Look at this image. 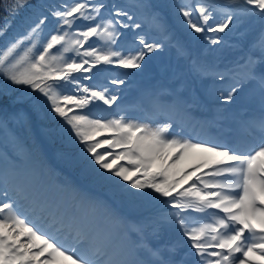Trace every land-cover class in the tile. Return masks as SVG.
<instances>
[{"label": "snow or ice", "instance_id": "snow-or-ice-1", "mask_svg": "<svg viewBox=\"0 0 264 264\" xmlns=\"http://www.w3.org/2000/svg\"><path fill=\"white\" fill-rule=\"evenodd\" d=\"M0 5L7 13L0 36L22 11L31 9L21 20L26 31L0 49V76L6 81L0 88V103L5 97L11 99L12 85L30 89L36 94L31 97L33 109L39 112L46 107L61 119L69 138L78 142L95 182L129 203L150 196L145 190H151L165 198L159 202L166 206L163 213L130 220L107 200L84 195L89 208L101 211L119 227L122 239L117 244L111 233L93 236L75 221L66 223L30 200L22 186L10 189L0 178V264H189L185 257L192 258L190 264H264V67L257 71V65L264 66V0H225L221 5L195 0L174 5L189 34L193 38L204 34L212 45L220 44L222 37L208 33L230 31L234 21L255 18L260 25L236 69L214 73L221 81L231 80L219 94L224 103L232 102L245 86L260 97V116L244 122L254 134L252 139L235 145L194 141L179 125L173 132V122L151 127L123 115L107 119L83 111L95 102L111 108L119 99L106 85L82 83L93 79V69L99 65L135 70L146 56L165 46L186 53L164 18L152 12L145 0H58L36 5L30 0H0ZM137 10H148L143 19L158 33L156 38L149 40L137 31L143 28ZM217 15H222L219 22ZM49 23L55 30L45 40ZM125 29L133 34L127 50L118 44ZM93 37L101 43L93 46L89 43ZM193 68L201 74L208 71L195 62ZM110 84L119 87L125 80L116 77ZM22 116L10 117L0 107V127L9 118ZM188 156L198 160L191 172L173 171ZM193 212L211 222L189 227L187 215ZM169 229L178 230L187 240L188 251L180 259L178 245L151 243Z\"/></svg>", "mask_w": 264, "mask_h": 264}, {"label": "rangeland", "instance_id": "rangeland-1", "mask_svg": "<svg viewBox=\"0 0 264 264\" xmlns=\"http://www.w3.org/2000/svg\"><path fill=\"white\" fill-rule=\"evenodd\" d=\"M185 2L190 3L189 0L188 1L184 0L182 3H185ZM254 19L255 18H253L252 21H244L242 23H239L233 26V28L235 29L233 31L236 32L235 36H240V37H237V40H236L237 44L238 42H243L241 40H244V41L249 40L248 38H243L244 37L243 34H246V37H248L254 31L253 30L254 25H255ZM216 20L217 22L221 21L222 15H217ZM164 21L168 25V22H169L168 18L164 17ZM176 26L179 27L180 31L185 35V38L191 40L195 44L196 51L194 52V57H195V60H198L197 52L202 51L205 45V41L203 39L204 34H195V38H193L189 34V30L186 27L183 28L179 24H177ZM148 27H149L148 23L144 21V24H143L144 31H147ZM150 33L154 35L155 38L158 36V33L153 29ZM145 34H146V38L148 39L150 34H148L147 32H145ZM212 34L221 36V33H212ZM173 35L176 41H178L181 45H184L183 39L178 35V33H177V37L175 33H173ZM225 40H231V39L225 37ZM176 53L177 51L175 50V47L165 46L164 48L157 50L153 53H150L148 56H146L145 60L142 62V66L140 69H135V70L126 69L127 72L125 73H127V75L121 74V77L129 76L127 79L124 78L125 81L127 80V84L121 85L119 87H116V86L111 87L115 91H122V95L120 96V103H135V102L139 103L141 101L143 104L150 106L151 104L149 100L146 98V94H150L153 96V92L155 91L154 92L155 95L162 96L160 88L163 82L167 83V85L171 86L173 89H176L179 94L184 95L189 90L187 86L183 85V78L186 75V69L184 66V57L177 56ZM112 77L120 78V74H118L117 76H112ZM195 79L199 80L198 76H196ZM201 82L202 81L199 82V89H202L200 85ZM125 85H128V88H125ZM109 113L112 114L113 110H111V112ZM108 114L106 113L102 115V117L107 118ZM121 114L123 116H126L129 119H135L141 123L149 124L151 127H157V126L162 125L159 123L150 122L147 119V117L144 115L142 106L133 107L128 110H120L119 115ZM90 115L92 117H96L93 114H90ZM99 117H101V115H99ZM108 119H111V118H108ZM38 130L40 133L42 132L40 128H38ZM5 146L8 150L12 151L11 146L9 144ZM36 154L42 155V151L39 150L36 152ZM0 155H1L0 156V178H2L6 182L7 186L10 189H15L17 188L16 186H19V187L22 186L27 191V194L29 197L34 198L39 203L43 202L44 205L46 204V209L47 207H49L51 210L55 211L57 214L61 216L64 214L65 218H68L71 215V212L73 211V209L78 211L83 207L84 200L81 199V202H80V196H82V193L84 196L85 192H83L81 183L76 178H71V184L69 185L70 183V180H68L69 177L64 178V176L61 175L60 176L61 179H64V180L67 179V186L60 189L61 187L58 185L57 189L58 188L59 189L57 190V193L55 189H52V193H54L55 191L54 195H52L51 193L49 194V198L46 199L45 196L47 194V185L49 182H47L46 184L41 183L40 174L35 172L32 166H30L29 168L27 167V169H29L30 172L26 170H22L21 172H15L12 166L13 163L7 160L6 156L2 155L1 153ZM15 162L19 165V167H22L21 162L19 161H15ZM197 162L198 160L195 157L192 158L188 156L184 160H182L179 164H177L175 168L173 169V171L175 172L187 171V169L183 170L181 168V163H185L188 166H193ZM41 166L44 172L49 171L48 174H44V176H46L45 178H48V179L50 178V180H52L53 172L51 171L53 170L51 169L50 164H47L46 161H43ZM188 170L189 172H191L190 167L188 168ZM36 171H38V169ZM85 171L88 172L86 168H85ZM61 173L63 174V172ZM52 182H53V185L57 184L55 180H52ZM121 183H124V182H121ZM40 184L43 187L39 186ZM69 191H74L75 194L71 197H68V202L65 207L67 195ZM132 191H135V190H132ZM145 192L150 194V196H145L139 199H135L132 203H129L128 200L114 198L111 195H107V196L117 200L121 206L123 207L126 206L127 208L129 207L133 211V215L135 217L133 220H139L145 216L150 215L148 213L142 212V210L147 207L150 210L157 208V205L155 204V202L159 200L158 195L152 192L151 190H145ZM150 197H157V198L151 199ZM78 199L79 201L76 202V204L74 205L75 202H73V200L75 201ZM86 206L88 209H91L88 207V205ZM97 212L98 211H94V210H92L91 212L89 211L90 215L88 216V219L86 220L88 222V228L90 227L92 228L91 232L97 228L96 230H97L99 237H103L106 234L111 233L115 237L114 241H119L118 243H120L122 236H120L118 233L119 227L113 224L109 219L107 218L101 219L99 224L96 225V228L94 227V217L97 214ZM196 220L197 219L191 220L192 225H189L188 222L190 221L188 222L186 221V223L188 224L189 227L197 226L198 224L196 223ZM173 230L176 231L177 233H180L178 230H175V229ZM118 237H120V239L116 240ZM178 247L180 249H183L185 252H187V250L184 249V244H178ZM188 258L189 257H187V259Z\"/></svg>", "mask_w": 264, "mask_h": 264}, {"label": "trees", "instance_id": "trees-1", "mask_svg": "<svg viewBox=\"0 0 264 264\" xmlns=\"http://www.w3.org/2000/svg\"><path fill=\"white\" fill-rule=\"evenodd\" d=\"M113 2L117 3H130L131 0H113ZM146 3H154L155 5L163 8L169 15L174 17L178 22L182 20L178 18V11L174 7V5L179 4V0H145ZM32 5L36 4H53L58 3V0H30ZM31 9H25L20 13L19 16L16 17L12 22V27L9 28L3 36H0V49H6L10 46V42H14V39L19 35H22L26 31V26L21 25V20L30 13ZM148 10H137V17L141 19ZM7 16V13L4 11V7L0 5V25L3 24L4 18ZM55 30L54 24H47L45 27L43 39H47L50 34ZM124 33L132 34V31L125 29ZM125 37V35H124ZM124 37H122L119 41L123 42ZM95 42V43H93ZM89 43H92L93 46L99 45L101 42L97 41L95 37H93ZM88 45H85L87 47ZM72 55L71 53L68 54ZM108 65H99L98 67L104 68ZM75 73L74 75H77ZM93 81L94 78L100 76L96 69H93ZM80 76V75H78ZM6 81L2 76H0V88H3ZM10 83V82H9ZM10 96L11 99L19 97L22 102H16L12 107L10 105V98L5 97L3 103H0V107L7 109L9 116L23 113V116L19 119H11L9 118L7 125L5 127H0V142L2 139L8 140L12 148L17 151L22 152V161H25V154H27L33 145L37 146L38 139L36 133L34 131L33 122L35 121L37 124L44 126L47 129L48 136H45L47 142L53 148L55 155L58 157L59 161L63 166L70 168L72 165L71 161L78 162L81 159H84L80 152V146L77 141H74L69 138L67 131L65 130L66 126L62 125V121L59 117L55 116L54 113H50L46 107L42 108L41 111L37 112L33 109V100L32 96H35V93H31V90L26 88L25 86H14ZM0 150L5 151L7 156L11 160H17L20 157L18 155L9 152L3 144H1ZM40 157H37L39 159ZM69 158V159H67ZM88 179V177L86 178Z\"/></svg>", "mask_w": 264, "mask_h": 264}, {"label": "bare ground", "instance_id": "bare-ground-1", "mask_svg": "<svg viewBox=\"0 0 264 264\" xmlns=\"http://www.w3.org/2000/svg\"><path fill=\"white\" fill-rule=\"evenodd\" d=\"M245 142H248V139H243ZM190 157H192V156H190ZM193 158V157H192ZM67 223V222H66ZM170 231V233H171V229H169L168 230V232ZM181 238H183V237H181ZM160 240H162L161 238H160ZM166 241V240H165ZM152 242H154V243H156V240H154V239H152ZM158 243V242H157Z\"/></svg>", "mask_w": 264, "mask_h": 264}]
</instances>
